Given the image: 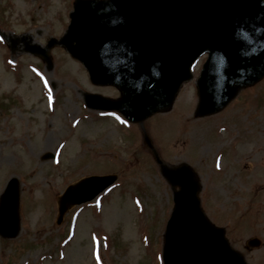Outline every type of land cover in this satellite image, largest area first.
Segmentation results:
<instances>
[{
    "label": "rangeland",
    "instance_id": "rangeland-1",
    "mask_svg": "<svg viewBox=\"0 0 264 264\" xmlns=\"http://www.w3.org/2000/svg\"><path fill=\"white\" fill-rule=\"evenodd\" d=\"M73 1L0 0L7 7V26H0L6 36L0 37V198L16 178L20 213L16 237H0V264H159L172 189L146 140L164 167L190 165L203 210L237 248L245 251L252 235L264 238V106L254 111L233 102L240 93L248 99L264 95V79L242 90L233 108L185 125L174 119L194 113L193 79L182 85L178 108L153 115L143 127H127L116 114L85 108L84 93L114 99L118 93L92 85L65 49L52 47L50 68L24 52L63 36ZM106 174L117 175L114 186L91 204L68 210L57 224L64 189ZM247 258L264 264L260 251Z\"/></svg>",
    "mask_w": 264,
    "mask_h": 264
},
{
    "label": "water",
    "instance_id": "water-1",
    "mask_svg": "<svg viewBox=\"0 0 264 264\" xmlns=\"http://www.w3.org/2000/svg\"><path fill=\"white\" fill-rule=\"evenodd\" d=\"M70 18L59 43L82 63L93 84L113 85L121 92L116 101L85 95L86 104L118 111L131 122L168 107L204 52L208 60L198 87L201 100L213 102V108L226 103L235 87L264 75L261 0H77ZM115 180L93 176L68 187L59 199L58 220ZM169 180L180 191L167 226L164 263L243 264L198 209L189 169H178ZM17 198V181L12 179L0 207L4 237L17 234Z\"/></svg>",
    "mask_w": 264,
    "mask_h": 264
}]
</instances>
